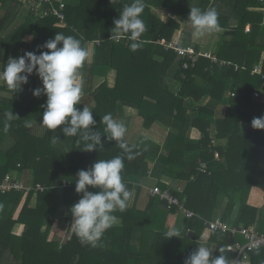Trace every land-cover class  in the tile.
<instances>
[{
  "label": "trees",
  "instance_id": "1",
  "mask_svg": "<svg viewBox=\"0 0 264 264\" xmlns=\"http://www.w3.org/2000/svg\"><path fill=\"white\" fill-rule=\"evenodd\" d=\"M15 1L0 0V69L9 56L18 57L22 50L37 54L48 51L39 46L54 38L56 32L74 36L83 47L97 40L94 62L80 69L84 86L77 107L82 109L94 101L93 118L97 123L93 130L101 134L105 127L101 117L111 113L114 118L122 106L136 108L146 127L155 121L165 125L168 134L163 144L139 137L134 149L138 154L123 161L122 180L129 190L138 193L139 184L149 174L158 180L157 185L168 187L183 200L197 217L184 219L180 237L166 238L165 234L174 229L176 211L168 210L157 196H146L143 206L135 203L114 213L121 224L105 231L96 247L81 244L73 232L59 244L53 234L62 220L55 218L54 212L57 207L73 205L82 196L75 192L78 171L87 170L96 159L121 155L122 150L108 141L98 152L82 150L84 145L76 143L77 137L45 129L40 120L46 96L33 95V89L42 87L33 73L16 93L0 85V181L6 174H16L20 179L31 172V180L25 184L39 183L44 189L35 194L33 204L34 192L28 193L17 219L13 216L22 193L0 192V264H184L198 246L205 245L200 242L205 230L203 219H212L224 199L221 218L233 225L253 224L264 230V207L247 202L252 187L264 192V129L251 126L253 118L264 116V0H144L141 18L147 30L136 52L130 51L131 42L126 38L118 42L110 38L114 20L132 0H115L113 4L110 0H67L63 26L56 25L53 16L34 17L21 6L25 19L8 31L19 12ZM151 7L181 16L190 27L187 18L191 7L202 11L215 8L220 30L206 50L217 62L199 57L192 64L166 48L164 43L173 40L180 23L172 17L160 20ZM185 61L187 68L183 67ZM219 61L230 64L218 65ZM256 66L258 70L252 73ZM110 69L116 71L115 85L109 87L104 81L92 88L94 76L105 77ZM167 77L180 83L177 92L171 90ZM230 91L233 96L227 95ZM254 91L261 96L254 97ZM204 97L208 100L201 103ZM8 111L20 118L5 130L4 114ZM25 120L32 126L26 127ZM242 121L250 123L249 129L241 130ZM212 125L214 138L226 139L225 147L213 144ZM215 153L224 159V166L215 162ZM201 162L207 164L210 174L199 171ZM168 178L182 182L181 189L163 181ZM64 181L70 185L64 186ZM89 191L98 190L89 186ZM16 222L25 226L21 236L11 232ZM227 241L226 234L212 231L206 244H213L212 256H217ZM223 255L228 264L234 259V254L226 250ZM241 264H264V248L250 251L248 260Z\"/></svg>",
  "mask_w": 264,
  "mask_h": 264
},
{
  "label": "clouds",
  "instance_id": "2",
  "mask_svg": "<svg viewBox=\"0 0 264 264\" xmlns=\"http://www.w3.org/2000/svg\"><path fill=\"white\" fill-rule=\"evenodd\" d=\"M110 3H115V0H110ZM144 8V0H132L119 12L110 31L113 41L125 38L130 41L129 49L132 52L142 47L141 37L147 30L141 18ZM187 19L191 23L194 40L220 30L215 8L202 11L198 7H191ZM39 47L48 51H40L39 54L28 51L18 57L9 56L0 69V84L16 93L35 73L42 87L33 89V95L46 96L40 120L45 129L52 132L59 130L65 137H77L76 143L82 142L84 145L82 150L98 152L104 148L105 141L115 142L122 150L121 155L111 159H96L90 168L79 170L75 176V192L82 193V196L69 208L72 216L69 229L81 244L96 247L104 232L117 222L114 213L125 211L134 196V192L123 182L121 173L125 157L133 159L138 154L134 152L138 146L125 140L127 128L122 120L114 119L111 113L103 115L101 122L105 127L101 134L93 130L97 123L93 110L86 106L82 109L77 107L81 104L84 83L80 69L89 56L88 49L82 46L81 41L56 32L54 38ZM0 54H3V49H0ZM4 116L5 130L11 126V121L20 118L13 111L6 112ZM24 123L26 127L32 126L31 121L25 120ZM251 126L264 129V116L253 118ZM56 139L59 138L56 136ZM89 186L98 191H89ZM165 235L166 238L180 237L176 230ZM224 251V248H219L220 254L212 256L208 248L198 246L184 264H228Z\"/></svg>",
  "mask_w": 264,
  "mask_h": 264
},
{
  "label": "crops",
  "instance_id": "3",
  "mask_svg": "<svg viewBox=\"0 0 264 264\" xmlns=\"http://www.w3.org/2000/svg\"><path fill=\"white\" fill-rule=\"evenodd\" d=\"M15 2H18L20 4L19 5L17 3L18 4L17 7H19V12L16 14L15 18L13 19L10 26L8 27V31L11 30L14 26L21 23V21H23L25 19L26 12L21 8L22 4L18 0H16ZM151 12L155 16H157L160 20L167 21L169 18L172 17L180 23V27H179V29L174 31L172 39H179V40L185 39V40H183L184 41L183 43H187V44H189L191 42H195L194 39L192 37H190V36H192L191 35V33L193 31L192 27L185 25V20L181 16L174 15L168 11H163L160 8H156V7H151ZM0 15H3V10L1 8H0ZM245 30L246 31L249 30V25L246 26ZM8 31H6V32H8ZM216 35H217V31L206 35L205 37L199 39V41L201 43L206 44L211 38H214ZM96 44H97V40L88 42L86 44L85 47L89 51V56H88V58L84 64H91L94 62ZM25 52H28V51L22 50L20 56L23 55ZM80 73H81V78L84 82V75H83L81 70H80ZM115 80H116V71L114 69H110L107 72V75L105 77L98 76V75L94 76L93 81H92V88H96L100 83H102L104 81L106 82L107 86L113 87L115 85ZM167 82L169 83L171 90H173L174 92H177L179 90L180 83L178 81H176L170 77H167ZM83 86H84V83H83ZM207 100H208V97H204L201 100V103H205ZM85 106L93 109L95 106V103H94V101L90 100ZM117 113L118 114L114 116V119L122 120L125 123L126 128H127L125 140L129 144H137L140 136H145V137H147V138H149V139H151V140H153L159 144H163V142L165 141L166 136L168 134V128L165 125L161 124L160 122L155 121L149 127H146L143 124V119L139 115L138 110L136 108L130 107V106L120 107L118 109ZM240 127H241V130H243V131L247 130L250 127V123L247 121H242L240 123ZM215 133H216V130L214 128V125H212L210 128V135L213 138L212 139L213 144L215 145V144L219 143V144H221L222 147H225L226 146V139L225 138L219 139V140L215 139L214 138ZM214 160H215V162H219V164H218L219 166L225 165V161L222 157L221 158L219 157L218 160L217 159H214ZM261 165H262V167H264V154L262 157ZM12 176L15 177L16 179L20 180L23 183H25L27 179H28V181H30L31 177H32L31 172H26L24 175H21L20 179L16 177V174H13ZM157 181L158 180L156 178H154L153 176L148 174L143 179V182L139 184L141 187V192L137 193L136 189L133 190L134 196H133L132 200L130 201L129 206L127 208H130L135 203H136V205L143 206L145 204V201H146V196H147L146 192H147L148 188L152 187L154 185H157L156 184ZM163 181L169 183L170 185H175L176 188H178L179 190L181 189V183L182 182H178V180H173V179L168 178V179H163ZM262 194H264V192L260 188L252 187L250 192H249L247 202L250 205L263 208L264 203L262 201L264 200V197L262 196ZM27 195L28 194H26V195L22 194L21 202H20L19 206L17 207V209L14 213V216H13L14 219L18 218L19 212H20V210H21V208L25 202V198L27 197ZM34 196H35V194L32 195L31 204H33L35 201ZM226 200L227 199L220 201V204L218 205V209L215 211L212 218L221 216V213L224 211V208H225ZM70 206L71 205L57 207L55 209V212H54V217L62 220V221H60V223L57 224V226L54 230V234H53V237L59 242V244H63L68 238H70V236L72 234L71 229H69V226L71 225V222H72V216H71V213L69 212ZM226 220H228V219H226ZM176 221H177V219L175 220L174 229L176 230V228H177V231H179L181 229V228L179 229V227H182L183 222L181 224L180 222H176ZM120 224H121V218L117 217V222L113 226H119ZM24 229H25V226L23 223L16 222L13 225L11 232L14 235L21 236L24 232ZM41 230L44 231L45 226H43ZM209 237H210V232L205 229L203 231V234L201 235L200 242L202 244L205 242V245H202V246L208 248L212 252L213 244L212 243L210 245L206 244Z\"/></svg>",
  "mask_w": 264,
  "mask_h": 264
},
{
  "label": "built area",
  "instance_id": "4",
  "mask_svg": "<svg viewBox=\"0 0 264 264\" xmlns=\"http://www.w3.org/2000/svg\"><path fill=\"white\" fill-rule=\"evenodd\" d=\"M24 8L34 17H55L56 25H64L65 8L67 6V0H18ZM166 48H170L176 52L182 58L190 59L193 64L199 57L209 58L212 62H217L215 56L211 55L210 51L197 49L192 44H183L180 41L171 40L164 43ZM230 62L219 61L218 65H228ZM188 63L183 62V67L187 68ZM237 68V65H235ZM258 70L257 66L254 67L252 73ZM264 78V77H263ZM228 96H233L234 92H228ZM261 96L260 92L254 91L253 96L258 98ZM259 96V97H260ZM215 159H219L217 153H215ZM199 171L207 172V164L201 162ZM64 186L70 185L69 182L64 181ZM44 187L39 183L25 184L20 180L13 177L11 174H6L0 181V192L17 191L24 195L33 191L36 194L38 191H43ZM148 196H157L160 200L164 201L168 210H175L184 219L197 217L192 210L188 209L183 200L172 194L168 187L161 188L159 185L149 187L147 190ZM199 217V216H198ZM205 229L209 232L216 231L224 233L227 236V243L224 245V249L234 254V259L229 264H240L242 261L248 260V253L258 248H264V232L260 231L256 225H233L226 219L221 217H215L210 220L203 219Z\"/></svg>",
  "mask_w": 264,
  "mask_h": 264
},
{
  "label": "rangeland",
  "instance_id": "5",
  "mask_svg": "<svg viewBox=\"0 0 264 264\" xmlns=\"http://www.w3.org/2000/svg\"><path fill=\"white\" fill-rule=\"evenodd\" d=\"M1 16V15H0ZM1 18V17H0ZM186 30V29H185ZM190 37H192V36H190ZM174 41H180L181 43H183L184 41L183 40H185V39H173ZM214 40H215V38H211L206 44L205 43H201L199 40L197 41V40H194L195 42H191L192 44H195V45H198V47H199V49H203V50H206V48L208 49V50H210V48H211V45L214 43ZM183 44H187V43H183ZM260 96V95H259ZM258 96V97H259ZM37 131V130H36ZM146 195L148 196V194H147V192H146ZM262 196L264 197V194H262ZM220 201H222V200H220ZM263 203H264V200L262 201ZM176 219H177V221L176 222H180L181 224H182V222L184 221V218L180 215V214H178V213H176ZM175 219V220H176ZM181 227H179V229H180ZM175 230V229H174ZM261 230V229H260ZM176 231H177V228H176ZM262 232H264V230H261Z\"/></svg>",
  "mask_w": 264,
  "mask_h": 264
}]
</instances>
